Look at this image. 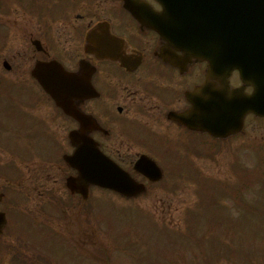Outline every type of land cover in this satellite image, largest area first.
<instances>
[{
	"label": "flooded vegetation",
	"instance_id": "af4514ba",
	"mask_svg": "<svg viewBox=\"0 0 264 264\" xmlns=\"http://www.w3.org/2000/svg\"><path fill=\"white\" fill-rule=\"evenodd\" d=\"M138 1L141 19L125 9L123 0H0V51L6 50L8 36L21 50L15 63L0 61V69L17 67L20 72L8 84L0 75V242L21 237L14 223L21 194L44 198L38 186L43 182L46 195L51 196L55 184L58 189L54 168L65 174L59 190L68 187L71 175L78 194L77 185L85 181L65 161L77 146L92 142L141 182L145 193L167 175L171 187L165 188L185 184L166 168L212 161L214 142L228 138H214L198 124L208 121L210 111L195 108L193 98L203 94L205 83V95L209 81L218 85L207 62L156 29L161 12L155 0ZM142 3H148L146 8ZM40 60H56L70 72L89 76L94 90L72 97L82 120L56 106L41 88L32 75ZM258 70L255 66L256 75ZM229 83L243 92L252 89L236 71ZM248 117L262 118L249 113L244 122ZM54 122L63 125L64 134L55 132ZM244 131L236 136L242 138ZM142 156L160 166L161 179L152 181L133 169Z\"/></svg>",
	"mask_w": 264,
	"mask_h": 264
},
{
	"label": "rangeland",
	"instance_id": "374dc122",
	"mask_svg": "<svg viewBox=\"0 0 264 264\" xmlns=\"http://www.w3.org/2000/svg\"><path fill=\"white\" fill-rule=\"evenodd\" d=\"M14 41V36H8L6 50L0 51V61L5 58L15 63L14 55L21 50ZM14 68L12 72L0 69L6 84L20 75L18 68ZM246 121L242 138L213 146L212 161L174 163L167 168L187 181L185 187L165 188L171 187L167 184L172 176L167 175V181L165 178L133 199L125 200L98 189H93L86 199H77L67 190H59L65 174L54 168L52 176L58 178V189L55 184L52 197L46 195L49 189L45 182L38 185L44 192L42 201L33 194L20 195L15 210L22 227L27 225L26 221L32 223L30 228H36V220L50 222L57 236L70 241L69 245L64 241L65 245L81 249L79 254L75 249L71 252L70 247L69 253L61 252L58 260L62 264H170L173 256L183 255L175 264H264V118L248 117ZM53 129L64 134L61 123L54 122ZM37 158L45 166V160ZM199 173L207 178V183L197 184L194 178L200 177ZM204 184L211 188L203 190ZM202 190L212 191L213 208L207 212L200 208L210 204ZM54 194L61 196L55 199L57 206L54 201L51 207L42 206L47 203L46 197L54 200ZM217 204L225 205L224 210L217 208ZM205 223L211 226L209 230ZM28 234L31 233L26 230L20 241L5 242L1 253L5 264H25L16 255L17 246H21L23 253L31 246L38 255L40 244L32 243L31 237L28 240ZM27 241L29 244L24 243ZM0 251L3 252L1 247Z\"/></svg>",
	"mask_w": 264,
	"mask_h": 264
},
{
	"label": "water",
	"instance_id": "95a60500",
	"mask_svg": "<svg viewBox=\"0 0 264 264\" xmlns=\"http://www.w3.org/2000/svg\"><path fill=\"white\" fill-rule=\"evenodd\" d=\"M159 2L163 6L165 18L174 22L165 26V29L174 30L176 35L181 33L182 42L191 41L195 44L198 50L194 49V52H198L212 65L227 67L228 70L234 67L240 69L244 63L241 61L243 50L239 36H245L248 38L246 45L250 49V56L254 58V64L257 69L262 68L263 72L260 75L262 79H259L261 81L258 84L254 82L255 91L246 97L244 104L242 103L244 98H241L236 90L230 96L214 98V134L225 135L241 129L243 116L247 111L264 114V55L258 60L260 57L251 52L264 51V0H159ZM55 65L52 62L39 63L37 69L42 70ZM63 76L65 73L61 70L47 76L46 72H43L38 78L44 88L50 91L49 86L53 84V89L56 90L58 81L62 80ZM55 99L66 111L78 116V112L72 105L66 103L64 97L55 94ZM89 155L86 152L83 156L76 154L75 157L77 160L75 165L84 173L85 178L127 195L138 191L140 185L137 188L135 182L116 165ZM140 166L150 168L154 175L159 172L155 164L148 161H139L136 167Z\"/></svg>",
	"mask_w": 264,
	"mask_h": 264
}]
</instances>
